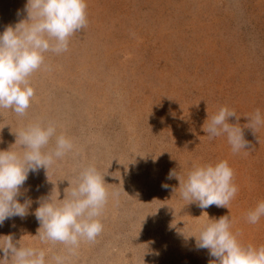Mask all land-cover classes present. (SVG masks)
I'll use <instances>...</instances> for the list:
<instances>
[{
  "label": "rangeland",
  "instance_id": "1",
  "mask_svg": "<svg viewBox=\"0 0 264 264\" xmlns=\"http://www.w3.org/2000/svg\"><path fill=\"white\" fill-rule=\"evenodd\" d=\"M0 264H264V0H0Z\"/></svg>",
  "mask_w": 264,
  "mask_h": 264
}]
</instances>
